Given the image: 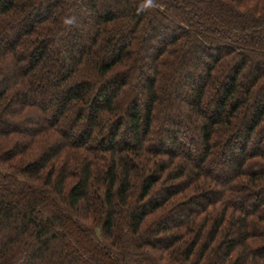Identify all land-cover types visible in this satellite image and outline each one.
I'll use <instances>...</instances> for the list:
<instances>
[{"label":"trees","instance_id":"1","mask_svg":"<svg viewBox=\"0 0 264 264\" xmlns=\"http://www.w3.org/2000/svg\"><path fill=\"white\" fill-rule=\"evenodd\" d=\"M0 264H264V0H0Z\"/></svg>","mask_w":264,"mask_h":264}]
</instances>
